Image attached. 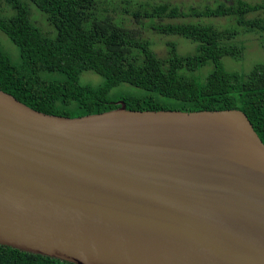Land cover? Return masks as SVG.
I'll return each instance as SVG.
<instances>
[{
	"label": "water",
	"instance_id": "1",
	"mask_svg": "<svg viewBox=\"0 0 264 264\" xmlns=\"http://www.w3.org/2000/svg\"><path fill=\"white\" fill-rule=\"evenodd\" d=\"M68 118L0 90V246L69 264H264V144L238 109Z\"/></svg>",
	"mask_w": 264,
	"mask_h": 264
},
{
	"label": "trees",
	"instance_id": "2",
	"mask_svg": "<svg viewBox=\"0 0 264 264\" xmlns=\"http://www.w3.org/2000/svg\"><path fill=\"white\" fill-rule=\"evenodd\" d=\"M99 2L0 0V33L16 48L14 57L0 42V90L33 110L68 118L114 110L120 101L132 111L238 109L264 144V63L247 72L227 65L243 59L247 34H264V0L203 9ZM223 18L232 26L212 24ZM148 32L181 38L194 51L181 54L172 41L160 56ZM87 72L101 81H82ZM0 264L69 263L0 246Z\"/></svg>",
	"mask_w": 264,
	"mask_h": 264
},
{
	"label": "rangeland",
	"instance_id": "3",
	"mask_svg": "<svg viewBox=\"0 0 264 264\" xmlns=\"http://www.w3.org/2000/svg\"><path fill=\"white\" fill-rule=\"evenodd\" d=\"M101 5H115L118 6L119 3L122 0H97ZM135 1H144V2H150V3H171L174 5H178L183 9L189 8L191 6H194V8L203 9L207 6H215L220 1L224 0H135ZM248 3H258L262 0H245ZM112 7V6H111ZM120 7V6H118ZM253 17H256L257 14H253ZM263 16V14H261ZM39 20L42 21V18L39 17ZM206 23H208V20H206ZM212 24H215L219 27H229V25L233 23H228L225 18L223 19H215L212 21ZM45 29L46 26L42 25ZM146 37L153 43V49L160 55L164 56L167 54V43H170L172 41H175L178 44V51L181 54H189L194 51V45H192L189 42H186L185 40L177 37H165L161 36L155 32H148L146 33ZM4 35L0 33V42L1 44L10 52L16 56V48L12 45L10 41L6 40ZM245 44H246V50L244 52L243 59L240 62H232L231 60H227V65L231 69L238 70L240 72H247L251 70L255 65L264 63V49L262 47V43L264 42V34H247L244 37ZM13 46V47H12ZM101 81L100 77L91 73L87 72L84 73L82 76V81H89L92 83H97L98 81ZM131 88V87H128Z\"/></svg>",
	"mask_w": 264,
	"mask_h": 264
}]
</instances>
